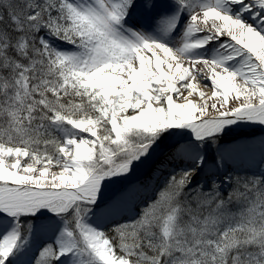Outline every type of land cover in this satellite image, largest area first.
<instances>
[{"label": "snow or ice", "instance_id": "snow-or-ice-1", "mask_svg": "<svg viewBox=\"0 0 264 264\" xmlns=\"http://www.w3.org/2000/svg\"><path fill=\"white\" fill-rule=\"evenodd\" d=\"M0 264H264V0H0Z\"/></svg>", "mask_w": 264, "mask_h": 264}, {"label": "bare ground", "instance_id": "bare-ground-1", "mask_svg": "<svg viewBox=\"0 0 264 264\" xmlns=\"http://www.w3.org/2000/svg\"><path fill=\"white\" fill-rule=\"evenodd\" d=\"M201 90L205 91L206 93L210 94V89L204 88L201 86ZM193 99H198L196 95L193 96ZM166 148V147H164ZM162 149L161 151H166V149ZM259 159V153L258 150H253L247 154H244L243 156H237L235 157V164L237 166H245L248 167L250 165H255L254 163Z\"/></svg>", "mask_w": 264, "mask_h": 264}, {"label": "rangeland", "instance_id": "rangeland-1", "mask_svg": "<svg viewBox=\"0 0 264 264\" xmlns=\"http://www.w3.org/2000/svg\"><path fill=\"white\" fill-rule=\"evenodd\" d=\"M167 143H168V142H165V144L162 145L161 148L163 149L164 147H166ZM164 149H166V148H164ZM254 164H255V163H254ZM242 167H244V168H249V167H254V165H250V166H248V167H245V166H242Z\"/></svg>", "mask_w": 264, "mask_h": 264}]
</instances>
